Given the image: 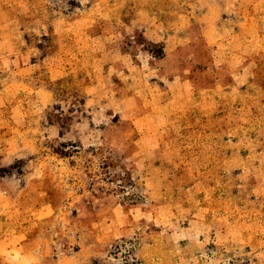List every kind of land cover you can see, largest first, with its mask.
Instances as JSON below:
<instances>
[{"label": "rangeland", "instance_id": "rangeland-1", "mask_svg": "<svg viewBox=\"0 0 264 264\" xmlns=\"http://www.w3.org/2000/svg\"><path fill=\"white\" fill-rule=\"evenodd\" d=\"M5 2L16 23L82 26L40 37L42 57L80 59L51 85L39 62L50 104L27 116L34 152L0 159V185H24L32 160L54 153L90 169L97 192L73 207L59 184L0 197V264H264V16L215 13L203 36L199 0ZM234 19L243 40L228 42ZM3 132L0 148L14 142ZM35 199L52 214L35 220Z\"/></svg>", "mask_w": 264, "mask_h": 264}, {"label": "crops", "instance_id": "crops-1", "mask_svg": "<svg viewBox=\"0 0 264 264\" xmlns=\"http://www.w3.org/2000/svg\"><path fill=\"white\" fill-rule=\"evenodd\" d=\"M5 1L8 0H0V131L4 129L3 133L8 138L13 136L11 140L14 142L11 144L12 142L7 141L8 146L6 148H0V159L12 158L13 156L18 159L26 150L30 153L34 152L36 146L33 140L27 139V131L25 128L27 116L29 114H37L39 116L38 118H41V113L50 104L48 103L49 100L45 101L48 99V95L51 94L50 88L48 89L46 85L40 84L41 76L38 75L40 72L38 71L39 62L43 59L46 68V80L44 82L46 81L45 84L48 83L51 85L57 82L58 79L63 78V72L66 74L64 71L65 66H62L63 63H73L80 59L79 55L75 53V50H71L68 56L54 51L47 57H42V53L36 51V48L39 49L41 47L40 43L42 39L40 37L48 33V28L51 27L54 34L61 32H75L74 34H76L78 32L77 28L82 25L75 26L69 24V22H65V18H60L59 16H55L50 21V24L46 20L38 17L31 18L25 21V23H16L13 22L12 18L14 15L13 10ZM199 2L203 5L199 12H197L201 15V22L204 24H201L203 36H205L204 31L213 32L214 28L219 24V22H215V13L218 16H222L223 14L233 17L249 16L251 21L256 16H264V0H199ZM39 13L44 15L42 11ZM22 14L34 16L38 12L34 13L29 9L25 10L24 13L22 12ZM208 15H211V19L205 18ZM230 22H232L230 24L232 25L231 33L229 32L227 34L228 37L226 40L228 42H236V40L242 41L241 31L239 29L237 30L234 25L243 23L244 20L234 19ZM252 22H255V20ZM261 26L264 29V21L261 23ZM82 28L79 29V32L82 31ZM30 35H34L36 37L35 40L29 41L28 37ZM72 44V47L76 50H83L90 46L89 42L81 39H76ZM241 46L245 47L246 45L242 44ZM35 54H37L36 57ZM60 68L62 69L61 71ZM24 96H33L32 101L27 104ZM31 110L33 113L30 112ZM75 124V129L79 128V123L75 122ZM33 132V134L37 132L38 136L43 137L47 134V129L45 128L40 131L34 130ZM73 157V155H68L67 157L59 158L54 153H45L43 156L32 160V167L34 169H28L22 175V179L25 181L24 185L18 184L15 188L0 185V197L4 202L3 205H10L13 201L14 190H16L17 195L22 192L29 194L31 191L35 192L38 190L43 191L42 193H47V191H51L58 184L59 186L61 185L65 193L71 195L74 193L77 194L76 199L71 201L66 199L65 202L69 206L73 207L74 205L72 204L77 202L79 198H84V196L86 198L87 196L93 198L94 192H97L96 184L86 183L88 172H91V170L78 161L70 162ZM56 161L65 166H58V163H54ZM66 162H68L69 166ZM55 177L57 180L59 179V182L56 180V184L52 187L53 183L51 181L55 180ZM43 185H45V188H43ZM33 201H35V204L31 205V207L37 208V211L34 213L35 217H33L35 220L44 218V215L52 214V207L55 204L51 199L42 201L35 199ZM103 205H105L104 202L101 206Z\"/></svg>", "mask_w": 264, "mask_h": 264}]
</instances>
